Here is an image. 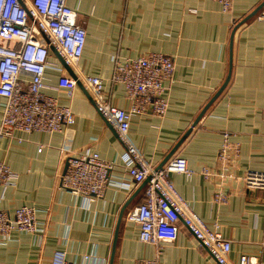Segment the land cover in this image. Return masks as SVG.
<instances>
[{
    "label": "crops",
    "instance_id": "crops-1",
    "mask_svg": "<svg viewBox=\"0 0 264 264\" xmlns=\"http://www.w3.org/2000/svg\"><path fill=\"white\" fill-rule=\"evenodd\" d=\"M264 0H233L224 12L216 0H66L76 10L86 39L75 68L103 79L110 103L130 104L121 83L108 80L112 58L160 52L172 57L174 71L165 82L168 108L162 117L151 112L131 116L128 135L145 159L158 165L222 86L190 133L171 154L184 157L195 173L187 178L172 172L177 191L204 222L218 223L230 241V258L247 254L264 264V195L225 182L228 198L216 203V182L199 173L214 167L223 133L239 143L236 172L264 171V20L255 14L241 22ZM55 64L44 71L43 92L71 108L75 122L56 132H14L0 135V162L9 166V183L0 184V210L27 205L35 210L42 231L0 236V264H49L55 250L66 253V264H135L157 256L158 264H216L207 250L183 226L177 239L159 247L138 239L137 224L128 213L142 201L143 184L124 166L125 146L96 110L86 89L76 86L68 97L56 87L66 69ZM72 69V68H71ZM73 70V69H72ZM74 72V71H73ZM230 73V74H229ZM69 74V73H68ZM84 87V86H83ZM3 98L0 97V122ZM88 148L112 163L111 182L101 196L86 200L59 185L66 156Z\"/></svg>",
    "mask_w": 264,
    "mask_h": 264
},
{
    "label": "built area",
    "instance_id": "built-area-1",
    "mask_svg": "<svg viewBox=\"0 0 264 264\" xmlns=\"http://www.w3.org/2000/svg\"><path fill=\"white\" fill-rule=\"evenodd\" d=\"M228 12L233 0H216ZM264 20V10L255 14ZM86 39L84 27L77 21V12L66 0H0V97L3 98L0 135L12 136L14 132H56L75 122L71 108L61 105L43 89L44 71L55 63L50 60L51 47L59 53L76 77L62 74L56 87L73 95L77 79L82 83L107 123L114 127L125 146L124 166L128 175L143 185L142 201L129 213L127 219L138 226V239L156 246L176 241L179 225H183L207 250L216 264H258L256 257L241 254L237 262L229 256L231 245L220 231L218 223L207 225L175 188L170 174L183 173L190 178L195 171L188 167L184 157L174 156L162 167L149 163L143 153L132 143L128 131L132 115L151 114L162 117L168 108L165 82L174 71V61L169 55L150 52L138 57L112 58L111 84L121 83L130 104L127 108L113 105L104 95L103 79L84 74L75 68ZM239 143L223 133L216 155V165H203L198 173L207 181L216 182L212 200L226 202L225 182H236L245 189H257L264 195V171L246 169L238 174ZM67 167L59 177V185L66 191L85 200L101 196L110 184L128 188L123 181L111 182L108 171L111 162L103 160L96 151L88 148L73 151L66 156ZM12 177L8 165L0 162V184ZM42 231L35 210L22 205L12 212L0 210V236L10 237L15 232ZM49 264H66L65 251L53 252ZM135 264H158L157 256L140 259Z\"/></svg>",
    "mask_w": 264,
    "mask_h": 264
},
{
    "label": "water",
    "instance_id": "water-1",
    "mask_svg": "<svg viewBox=\"0 0 264 264\" xmlns=\"http://www.w3.org/2000/svg\"><path fill=\"white\" fill-rule=\"evenodd\" d=\"M264 5V1L259 4L251 13H249L245 18L242 19L241 22H238L233 29L232 32V36L233 33L235 31V29L237 28L238 25H240L242 22L246 21L247 19H249L251 16H253L262 6ZM51 51L58 57L60 63L64 66V68L66 69V71L72 76V77H76L75 73L73 72V70L71 69V67L65 63V61L63 60V58L59 55V53L54 49V47H51ZM230 74V73H229ZM229 75L227 76V79L224 81V83L222 84V86L218 89V91L213 95V97L210 99V101L205 105V107L202 109V111L199 113V115L196 117V119L194 120V122L192 123V126H194L196 124V122L200 119V117L202 116V114L204 113V111L207 109V107L214 101V99L219 95V93L222 91V89L224 88V86L226 85L227 81H228ZM77 85L84 88L82 83L77 79ZM86 91V90H85ZM88 97L91 99V96L89 95V93L86 91ZM92 100V99H91ZM192 126L190 128L187 129V131L182 135V137L177 141V143L174 145V147L170 150V152L164 157V159L156 166V168H160L162 167V165L168 160V158L171 156V154L177 149V147L180 145V143L186 138V136L190 133ZM67 167V163L65 164L64 170L63 172L66 170ZM148 180V177L142 182V184L144 185L145 182Z\"/></svg>",
    "mask_w": 264,
    "mask_h": 264
},
{
    "label": "bare ground",
    "instance_id": "bare-ground-1",
    "mask_svg": "<svg viewBox=\"0 0 264 264\" xmlns=\"http://www.w3.org/2000/svg\"><path fill=\"white\" fill-rule=\"evenodd\" d=\"M168 161V160H167Z\"/></svg>",
    "mask_w": 264,
    "mask_h": 264
}]
</instances>
